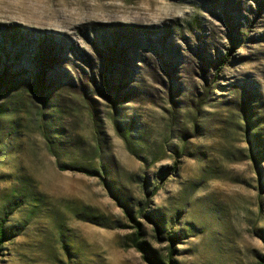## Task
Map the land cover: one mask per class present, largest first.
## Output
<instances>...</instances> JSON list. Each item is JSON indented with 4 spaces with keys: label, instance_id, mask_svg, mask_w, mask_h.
I'll use <instances>...</instances> for the list:
<instances>
[{
    "label": "rangeland",
    "instance_id": "374dc122",
    "mask_svg": "<svg viewBox=\"0 0 264 264\" xmlns=\"http://www.w3.org/2000/svg\"><path fill=\"white\" fill-rule=\"evenodd\" d=\"M4 43L0 264H149L138 227L163 264H264V0H0Z\"/></svg>",
    "mask_w": 264,
    "mask_h": 264
},
{
    "label": "trees",
    "instance_id": "16d2710c",
    "mask_svg": "<svg viewBox=\"0 0 264 264\" xmlns=\"http://www.w3.org/2000/svg\"><path fill=\"white\" fill-rule=\"evenodd\" d=\"M1 49L4 51V52H0V61L1 62L3 61V57L6 59V61H8V60L10 61L11 57L14 56L15 57L14 61L19 62L20 59H22L25 56V52H7L6 43L3 44V47ZM224 63H225V61H224ZM221 68H222V66H219V69H221ZM20 70L22 71V73L23 72L26 73V71L28 69L26 66H23ZM6 114H7V110L5 108V105H3V106H1V110H0V118L2 119V117H5ZM250 134H251V131H250ZM254 134H251V135H254ZM261 152H262V150L259 148L257 150V152L256 151H255V153L252 152L250 157L256 161L257 159H260L262 156H264V153L263 152L261 153ZM76 170L79 172L85 173L87 175H96V173H97L95 170L84 168V167H76ZM126 212H127V214H129V210H126ZM6 218H7V216H5V218L0 223V256L3 253V250H4L6 243L8 241H10L13 237V236L9 235L10 232L8 234V231L5 227ZM81 219L92 222V223L99 225V226L110 228V229L116 227L113 222H110L107 218H105L102 215H98V214H92V213L87 212V213L82 214ZM158 230H160V227ZM169 237H172V235L170 234ZM125 245L127 247H134L135 249H137V251L141 252L143 254V259L147 263H149V264H163V262L161 261V259L157 255V251L155 249H153V247L146 240H144V234H143V230L141 227H138L137 232L135 234L129 235L127 237V239L125 240ZM171 256H172V253H170V258H171ZM170 263L172 264L171 259H170Z\"/></svg>",
    "mask_w": 264,
    "mask_h": 264
}]
</instances>
